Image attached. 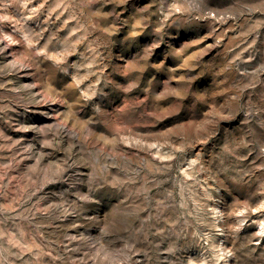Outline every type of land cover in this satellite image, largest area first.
I'll use <instances>...</instances> for the list:
<instances>
[{"label": "clouds", "instance_id": "1", "mask_svg": "<svg viewBox=\"0 0 264 264\" xmlns=\"http://www.w3.org/2000/svg\"><path fill=\"white\" fill-rule=\"evenodd\" d=\"M0 264H264V0H0Z\"/></svg>", "mask_w": 264, "mask_h": 264}]
</instances>
